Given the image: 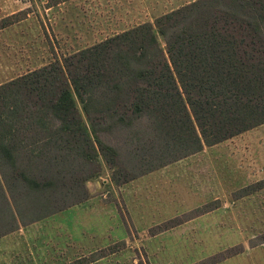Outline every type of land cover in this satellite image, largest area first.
<instances>
[{
  "label": "trees",
  "instance_id": "1",
  "mask_svg": "<svg viewBox=\"0 0 264 264\" xmlns=\"http://www.w3.org/2000/svg\"><path fill=\"white\" fill-rule=\"evenodd\" d=\"M261 125L264 0H195L55 57L0 85V238L87 201L104 168L119 188Z\"/></svg>",
  "mask_w": 264,
  "mask_h": 264
},
{
  "label": "rangeland",
  "instance_id": "2",
  "mask_svg": "<svg viewBox=\"0 0 264 264\" xmlns=\"http://www.w3.org/2000/svg\"><path fill=\"white\" fill-rule=\"evenodd\" d=\"M193 1L67 0L50 7L51 0H0V20L27 13L24 20L0 31V85L49 64L55 57L152 23ZM258 133L264 136V130ZM240 150L226 143L210 152L211 159L203 156L198 164L202 168L203 163L215 158L219 176H225L226 167H236ZM193 169L179 163L165 174L141 178L117 195L118 190L114 191L110 183L111 172L104 168L98 179L90 181L95 195L92 201L0 238V264H71L82 252L86 255L73 262L264 264V214L241 230H207L212 236L205 240L196 238L182 244L147 240L148 235L158 234L154 231L171 216L181 217L196 204L198 198L187 196L199 188L191 176Z\"/></svg>",
  "mask_w": 264,
  "mask_h": 264
},
{
  "label": "crops",
  "instance_id": "3",
  "mask_svg": "<svg viewBox=\"0 0 264 264\" xmlns=\"http://www.w3.org/2000/svg\"><path fill=\"white\" fill-rule=\"evenodd\" d=\"M261 130H264V125L221 144L204 147L202 151L192 156L171 163L116 188L118 191H115L114 187V191L118 195L120 190L133 183L135 184L141 178L149 177L159 172H164L165 174L174 166L179 165V163H185L193 166L194 169L191 170V176L194 175L196 182L199 183V188L196 192L194 194L188 193L187 196L196 197L198 200L196 204L186 209L181 217L171 216V220L163 222L164 225L171 221L179 220L177 225L164 229L156 235H148L147 240H170L173 241V244H182L188 240L194 241L196 238L204 240L211 238L212 235L205 232L207 230H241L243 225H248L252 219L264 214V136L258 133ZM240 139L242 140V145L234 143ZM226 143H230L234 149H241L236 167L232 169L226 167V175L221 177L214 162L215 158L206 161L202 164V168L200 167L198 163L203 162V156H208L211 159L213 155L210 152ZM96 184L99 186V182H96ZM86 187L88 192H90V198L86 201L89 202L95 197L92 191V182H87ZM249 189L252 190L248 191ZM101 197L104 200L105 196L101 195ZM184 217L186 218L183 219ZM247 251L248 248H246L245 252ZM155 254L156 251L153 255ZM84 255L86 253H80L79 256L72 259V262ZM72 262L71 264H76V262Z\"/></svg>",
  "mask_w": 264,
  "mask_h": 264
}]
</instances>
